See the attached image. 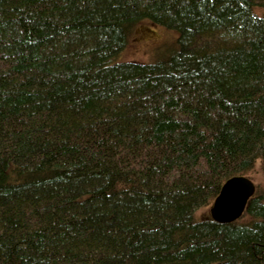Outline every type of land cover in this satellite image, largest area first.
Instances as JSON below:
<instances>
[{
	"label": "trees",
	"instance_id": "obj_1",
	"mask_svg": "<svg viewBox=\"0 0 264 264\" xmlns=\"http://www.w3.org/2000/svg\"><path fill=\"white\" fill-rule=\"evenodd\" d=\"M256 164L264 0H0V264H264V189L200 213Z\"/></svg>",
	"mask_w": 264,
	"mask_h": 264
},
{
	"label": "rangeland",
	"instance_id": "obj_2",
	"mask_svg": "<svg viewBox=\"0 0 264 264\" xmlns=\"http://www.w3.org/2000/svg\"><path fill=\"white\" fill-rule=\"evenodd\" d=\"M261 11L262 9L259 8L254 9V12L258 14ZM175 36L174 31L169 29L149 23H141L131 33L128 44L121 52L119 60L137 62L152 60L155 55L169 48V45L174 42ZM250 177L255 186L264 189V173L259 164L255 165ZM203 211H208L209 213V207L202 208L200 213Z\"/></svg>",
	"mask_w": 264,
	"mask_h": 264
},
{
	"label": "water",
	"instance_id": "obj_3",
	"mask_svg": "<svg viewBox=\"0 0 264 264\" xmlns=\"http://www.w3.org/2000/svg\"><path fill=\"white\" fill-rule=\"evenodd\" d=\"M255 192L254 182L245 175L226 179L209 206L210 217L219 223L237 220L245 211L248 200Z\"/></svg>",
	"mask_w": 264,
	"mask_h": 264
}]
</instances>
